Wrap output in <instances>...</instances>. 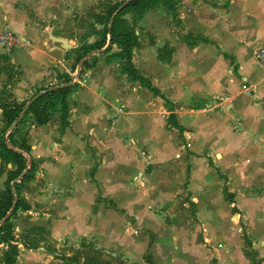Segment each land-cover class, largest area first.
Masks as SVG:
<instances>
[{
  "label": "crops",
  "instance_id": "crops-1",
  "mask_svg": "<svg viewBox=\"0 0 264 264\" xmlns=\"http://www.w3.org/2000/svg\"><path fill=\"white\" fill-rule=\"evenodd\" d=\"M65 1L0 0V26L26 42L0 49V93L21 103L60 75L75 85L66 127L55 116L23 132L33 172L18 190L27 209L14 219L15 264H64L43 243L21 240L35 227L111 250L141 239L153 263L264 264V70L254 57L264 49V0L147 11L131 61L159 95L122 73L111 56L118 47L104 53L108 39L79 61L78 45L53 42L48 32L63 35L58 24L88 0ZM12 170L0 175V191ZM7 248L0 243V264Z\"/></svg>",
  "mask_w": 264,
  "mask_h": 264
},
{
  "label": "trees",
  "instance_id": "trees-1",
  "mask_svg": "<svg viewBox=\"0 0 264 264\" xmlns=\"http://www.w3.org/2000/svg\"><path fill=\"white\" fill-rule=\"evenodd\" d=\"M126 1L127 0H122L121 2H116L115 4L108 6L106 16H97V21L104 25L102 36L100 37V40L95 43L86 44L79 48L77 61L93 52L102 50L108 39V46L104 53H108L113 45L118 47L119 52L112 54L111 56L119 60L122 73L129 76L131 81H138L141 84H144L149 90L153 91L154 95H159V92L155 88H152L147 81L138 75V71L132 64V51L139 47L138 36L135 33L136 26L133 27L128 25V23L123 20V16L132 12L139 20L151 9L164 8L172 15H176V9L171 5L168 6L170 0H131L115 15L112 25L109 28L113 15ZM88 66L87 60H85L81 67V73H83ZM58 81L59 82L56 86H63L69 84L71 78L68 75H60ZM74 86L75 85H71L69 87L51 91H46L49 88L41 90L46 92L28 107L25 114L19 120L17 127L13 130H11L13 125L18 121L23 108L29 100L19 103L11 93H0V175L4 172L8 164H12L14 167V170L7 172L6 180L4 181V189L0 191V222L6 216L14 201V196L11 191V183L19 178L25 170L26 173L23 179L33 172L31 162H28L25 157V155L29 153V146L26 144L25 134L23 135V131L21 130H25L26 125H45L53 120L55 116L58 117L57 122L59 127H66L68 118L67 97L71 94ZM176 127H178L177 124ZM21 132V138L18 139L20 136L17 138V135H20ZM23 179L14 186L15 195H17L15 209L11 216L0 225V243H5L9 247L8 251L5 253L4 264H15L16 257L18 256L17 247L12 244L14 241L12 236V219L15 218L18 209H27V206L22 204L21 199H19L18 196V190L24 181ZM25 244L28 248L35 247L27 242H25ZM145 263L152 264L148 258H145Z\"/></svg>",
  "mask_w": 264,
  "mask_h": 264
},
{
  "label": "rangeland",
  "instance_id": "rangeland-1",
  "mask_svg": "<svg viewBox=\"0 0 264 264\" xmlns=\"http://www.w3.org/2000/svg\"><path fill=\"white\" fill-rule=\"evenodd\" d=\"M66 1L69 2V0ZM113 4H115L113 0L84 1L79 9H75L76 11H72V15L70 16V19H68L69 22H61L60 24H58L66 27L63 31H59V33H63V35H60L59 37L68 39L71 43H75V45H78L77 48H81L86 44H93L96 41L100 40L102 31H104V25L97 21V16H106L108 6ZM170 5L174 7L176 11L180 9V6L182 7L180 0H170L168 2V6ZM61 7L63 8L64 6L61 5ZM123 20L128 23V25L135 27L138 18L134 13L131 12L125 14L123 16ZM97 35L98 37H96ZM2 66H4V69H10L7 63ZM74 69L75 67H73V70ZM21 131L24 132V130ZM21 135L22 132L20 135H17V138L20 136L18 138L20 139ZM29 200L32 201V198H30ZM21 202L22 204H24L25 200H22ZM51 212L55 214L53 210ZM14 219H12L13 226L15 224ZM49 233L50 232H47L45 229H37L35 227L27 231L22 236L21 240L23 239L24 242L34 245L35 247L33 249H36L43 243V247L45 249L52 251V254L54 255L53 259L61 260L64 264H146L145 258H148L149 261L152 262V264H161L160 261H157L155 259L153 263L152 255L150 253L146 254L145 243L141 241V239L140 245H135V247L133 246V248H131L133 249V251L131 249H129L130 251L128 249H118L113 244L111 250L105 246V240H95L88 237L79 238L76 236H60L61 238L58 239L49 237ZM12 236L15 240L14 229H12ZM136 247L141 248L137 250ZM8 249L9 247L7 249H4L5 252L2 254V264H4L5 253L8 251ZM171 264H173V262Z\"/></svg>",
  "mask_w": 264,
  "mask_h": 264
},
{
  "label": "water",
  "instance_id": "water-1",
  "mask_svg": "<svg viewBox=\"0 0 264 264\" xmlns=\"http://www.w3.org/2000/svg\"><path fill=\"white\" fill-rule=\"evenodd\" d=\"M130 1H131V0H127L126 2H124V3L122 4V6H120V7L118 8V10L115 12V14L113 15V17H112V19H111V22H110L109 28H110L111 25H112V22H113V20H114V18H115V15H116L119 11H121V10L123 9V7H124L126 4H128ZM48 34H49L50 39H51L53 42L58 43V44L61 46V48H62L63 50H69V49H71V48L73 47V45H72L67 39L62 38V37H55V36H53V35L51 34V32H48ZM84 59H85V58H83V60H84ZM77 75H78V73L76 74V76H77ZM71 85H73V79H72V81H71L69 84H66V85H63V86H55V87H53V88H49V89H47L46 91H51V90H56V89H60V88H65V87H69V86H71ZM46 91H41V92L37 93L33 98H31V100H29V102H28V103L25 105V107L23 108V110H22V112H21V114H20V117H19L18 121L13 125L12 130L15 129V128L17 127L19 120H20L21 117L25 114V112H26V110L28 109V107H29V106H30V105H31L36 99H38L40 96H42ZM25 173H26V171H25L21 176H19L18 179L14 180V181L11 183V191H12V194H13V196H14V201H13V204H12L10 210L8 211V213L6 214V216L3 218V220L0 222V225H1L3 222H5V221L11 216L12 212H13L14 209H15V205H16L17 198H16V196H15L14 186H15V184H16L17 182H19V180H21V179L24 177Z\"/></svg>",
  "mask_w": 264,
  "mask_h": 264
},
{
  "label": "built area",
  "instance_id": "built-area-1",
  "mask_svg": "<svg viewBox=\"0 0 264 264\" xmlns=\"http://www.w3.org/2000/svg\"><path fill=\"white\" fill-rule=\"evenodd\" d=\"M26 45V42L21 39L13 30L7 26H0V49L11 51L21 49ZM255 60L264 70V49H259L254 54ZM243 93H250L253 91V85L243 83L240 87Z\"/></svg>",
  "mask_w": 264,
  "mask_h": 264
}]
</instances>
